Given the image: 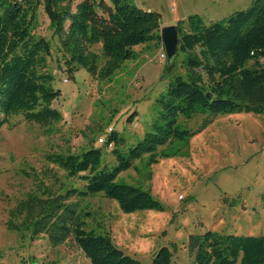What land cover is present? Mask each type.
<instances>
[{
  "label": "rangeland",
  "instance_id": "rangeland-1",
  "mask_svg": "<svg viewBox=\"0 0 264 264\" xmlns=\"http://www.w3.org/2000/svg\"><path fill=\"white\" fill-rule=\"evenodd\" d=\"M81 1L74 0V5ZM133 5L160 14L162 30L196 15L206 26L225 22L249 10L253 0H133ZM38 23L36 34L53 47L48 66L55 78L54 90L62 93L54 103L62 119L43 128L15 115L0 131V264H91L73 234L56 246L47 234L35 237L34 230L23 227L10 230V212L45 189L55 196L71 189L84 191V180L69 178L48 156L95 148L103 152V168L112 171L118 166L114 145L107 146L109 137L112 133L119 137L121 152L144 141L163 112L159 99L176 75L185 74V57L179 54L168 72L162 44L150 43L135 48L136 58L110 81L95 78L83 68L70 75L43 12ZM92 51L102 66L101 47ZM178 125L192 133L188 140L161 147L157 164L148 166L146 157L117 178L119 184L149 191L163 211L124 214L116 201L103 194L68 201L90 215L83 219L88 231L107 234L139 264H152L164 247L174 254L172 264H193L191 239L208 232L264 236V114L206 112L192 120L180 117Z\"/></svg>",
  "mask_w": 264,
  "mask_h": 264
},
{
  "label": "trees",
  "instance_id": "trees-1",
  "mask_svg": "<svg viewBox=\"0 0 264 264\" xmlns=\"http://www.w3.org/2000/svg\"><path fill=\"white\" fill-rule=\"evenodd\" d=\"M110 1L82 0L74 5V0H0V131L15 115L43 128L62 119L54 107L62 93L54 90L55 78L48 66L53 47L36 34L41 12L59 41L70 75L83 68L95 78L110 81L126 62L136 58L135 48L162 44L160 14L139 9L133 0ZM177 29L186 71L176 75L159 99L163 112L144 141L121 152L117 147L122 141L112 133L107 146L114 145L112 153L118 163L112 171L103 168L100 149L48 156L69 178L84 180V191L71 189L55 196L45 189L29 195L10 212V230L23 227L34 230L35 237L47 234L56 246L73 234L91 264H139L107 234L88 231L83 219L90 215L68 201L103 194L116 201L124 214L163 211L164 206L149 191L119 184L117 178L146 157L148 166L157 164L161 147L188 140L192 133L180 129V117L192 120L206 112L264 114V0H253L249 10L235 13L225 22L206 26L196 15L178 22ZM95 46L101 47L102 66L99 55L92 51ZM190 245L193 264H264V236L208 232L192 237ZM173 256L164 247L154 255L152 264H172Z\"/></svg>",
  "mask_w": 264,
  "mask_h": 264
},
{
  "label": "water",
  "instance_id": "water-1",
  "mask_svg": "<svg viewBox=\"0 0 264 264\" xmlns=\"http://www.w3.org/2000/svg\"><path fill=\"white\" fill-rule=\"evenodd\" d=\"M161 37L163 50L167 57V71L170 72L176 64L179 54L180 36L177 25L162 28ZM207 98L211 100L209 94H207Z\"/></svg>",
  "mask_w": 264,
  "mask_h": 264
},
{
  "label": "built area",
  "instance_id": "built-area-1",
  "mask_svg": "<svg viewBox=\"0 0 264 264\" xmlns=\"http://www.w3.org/2000/svg\"><path fill=\"white\" fill-rule=\"evenodd\" d=\"M166 59H167V57H166V54L164 53V54L162 55V60L165 61Z\"/></svg>",
  "mask_w": 264,
  "mask_h": 264
}]
</instances>
